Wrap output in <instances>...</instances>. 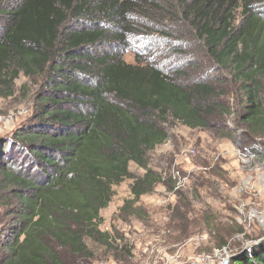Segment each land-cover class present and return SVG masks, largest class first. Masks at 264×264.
Returning <instances> with one entry per match:
<instances>
[{
  "label": "trees",
  "instance_id": "obj_1",
  "mask_svg": "<svg viewBox=\"0 0 264 264\" xmlns=\"http://www.w3.org/2000/svg\"><path fill=\"white\" fill-rule=\"evenodd\" d=\"M179 14L216 71L239 84L240 136L249 135L242 148L264 141V0H0V100L15 96L23 76L32 84L22 89L35 86L39 104L0 147V264H104L107 256L122 264L133 256L123 234L102 229L114 188L134 180L126 217L163 183L149 156L168 141L166 126L209 130L233 115L207 77L183 86L155 65L125 62L135 19L162 26ZM172 182L163 187L171 191ZM190 206L174 211L180 229ZM232 264H264V249Z\"/></svg>",
  "mask_w": 264,
  "mask_h": 264
},
{
  "label": "rangeland",
  "instance_id": "obj_2",
  "mask_svg": "<svg viewBox=\"0 0 264 264\" xmlns=\"http://www.w3.org/2000/svg\"><path fill=\"white\" fill-rule=\"evenodd\" d=\"M176 16L175 22L162 26L135 19L138 28L129 36L125 62L155 65L183 86L207 77L208 84L215 87L219 95L223 94L222 99L232 108L233 115L222 117L223 121L212 120L209 130H192L180 123L166 126L168 141L149 156L150 169L164 175L163 183L157 184L153 193L142 196L122 218V208L134 199L131 191L134 180L116 186L109 206L101 213L102 229L123 234L134 247L133 256L122 264H148L155 259H161L159 264H166V257L177 252L183 253L184 264L203 257L206 264H221L222 258L232 264L240 254L264 249V189L243 188L246 182L255 188L264 186L263 171L258 163L245 164L237 156L236 147L249 143V135L240 136L247 130L240 126L239 114L244 100L239 84L230 81L228 74L216 71L204 47L193 40L194 31L182 21L183 15ZM103 50L111 51L108 47ZM219 77L226 82H219ZM27 83L31 82L22 76L16 83L15 96L0 100V147L5 145L7 137L15 136L32 119L39 106L36 87L30 86L29 93L22 89ZM216 127L223 128L224 134L232 129L235 136L222 138L220 135V138L215 134ZM172 168H177L186 182L179 194L163 187L170 182ZM129 170L136 178L145 174L133 163ZM209 170L207 175H196ZM172 183L167 188H172L174 181ZM188 200L192 212L190 224L180 229L173 219L174 211ZM140 212L143 215L137 214ZM102 261L116 264L110 256Z\"/></svg>",
  "mask_w": 264,
  "mask_h": 264
},
{
  "label": "built area",
  "instance_id": "obj_3",
  "mask_svg": "<svg viewBox=\"0 0 264 264\" xmlns=\"http://www.w3.org/2000/svg\"><path fill=\"white\" fill-rule=\"evenodd\" d=\"M237 150V156L243 160L245 162V164L247 163H258V167L262 169L263 173V179L262 181L264 182V143L263 141H261L260 139L254 141V143L251 145L250 148L245 149L242 148L241 144L238 145L236 147ZM173 170L171 171V178L174 181V186L173 189L171 190L172 192H178L179 190L183 189V187L185 186L186 182L184 181V179H181V172L177 169V168H172ZM197 170V169H196ZM199 170V168H198ZM246 188L245 190H249V189H253L255 191H263L264 186L257 187L255 188L254 185L252 184H247V182L244 184ZM170 193V192H169ZM166 196L164 195L163 198H165ZM183 253L181 255L180 252H177L175 255H170L167 256V261L166 264H184L182 262V258H183ZM161 259H155L154 262L152 263L149 262L148 264H159ZM184 261V260H183ZM187 264H206V259L205 257L201 258V260L199 261L198 258L190 260ZM221 264H227V261L225 258H222V262Z\"/></svg>",
  "mask_w": 264,
  "mask_h": 264
},
{
  "label": "water",
  "instance_id": "obj_4",
  "mask_svg": "<svg viewBox=\"0 0 264 264\" xmlns=\"http://www.w3.org/2000/svg\"><path fill=\"white\" fill-rule=\"evenodd\" d=\"M260 242H262V240H261ZM260 242H259V243H260ZM259 243H258V244H259Z\"/></svg>",
  "mask_w": 264,
  "mask_h": 264
}]
</instances>
